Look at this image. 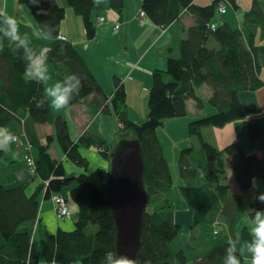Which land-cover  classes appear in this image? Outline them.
<instances>
[{
  "label": "trees",
  "instance_id": "trees-1",
  "mask_svg": "<svg viewBox=\"0 0 264 264\" xmlns=\"http://www.w3.org/2000/svg\"><path fill=\"white\" fill-rule=\"evenodd\" d=\"M220 1L213 0L206 6H200L195 4V0H142L141 9L152 24L162 27L174 22L180 24L181 15L187 12L194 20V27L186 30V38L180 41V57L169 58L165 72L152 73L148 113L145 121L136 125L128 120L126 92L120 80L114 79V93L108 101L75 48L70 43L57 40L65 9L56 0H43L39 6L48 14L37 16L36 8L28 5L27 0H17L18 4L28 8L37 25L47 23L54 27L55 31L51 32L54 38L49 39L53 44L44 51V55H47L48 63L55 65L58 81L71 74L80 78L79 94L73 96L65 109L82 104L92 96L90 110L107 115L109 102L118 123L132 132V139L140 143L147 205H151L152 210L149 212L146 207L144 212L141 245L135 264H186L185 250L174 252L171 243L183 230H192L202 224L214 226L219 233L213 234V228L209 229L213 240L208 245L196 237L190 238L188 252L192 254V264H222L227 241L236 238L238 223L251 215L246 212L247 208L264 209V204L257 199L249 203L247 197L254 180L264 187V122L256 118L247 119V149L238 143H230L218 151L201 138L204 128H219L246 119L239 93L254 92L264 87V80L259 77L258 48L254 44L255 29L259 28L260 35L264 36V0H252L251 9L244 14L240 28L215 22ZM228 1L236 8L234 0ZM66 3L82 18L86 38L93 39L95 28L90 21V13L97 5L93 0H66ZM109 5L111 9L119 10L123 7V0H109ZM212 23L214 31L208 28ZM41 30L45 36L49 35V27ZM210 38L218 44L219 51L208 47ZM24 66L22 53L9 47L8 41L4 40L0 48V127L8 121L23 122L30 141V148L25 150L24 156L32 157V148L36 152L35 172L44 181V199L60 194L64 195L67 203L71 199L78 207L75 229L45 236L40 255L45 262L53 264H99L105 252H115L116 229L105 201V187L92 184L84 174L67 176L62 163L48 154L53 138L48 136L46 144H40L33 127L36 124L54 126L62 152L84 171L87 161L78 153V147L89 148L94 140H88L84 133L73 143L61 117H54L47 105L44 109L37 108L43 85L27 80L23 75ZM202 85L210 88L209 102L216 113L189 123L188 134L200 139V151L195 153L193 148H185L178 157L179 177L184 182L179 191L192 215L183 229L170 221L171 214L167 212L171 208L172 177L156 130L166 120L185 117L188 99L194 100L200 109L202 101L195 91ZM94 144L100 150L102 144L97 141ZM111 147L107 151L100 150L104 159H110L107 156L112 152ZM200 173L222 178L217 184L195 183ZM37 194L27 195L20 186H0V236L4 241L0 248V264H39L40 257L31 236L18 231L20 224L36 218ZM238 233L244 244L251 242L247 227H241ZM241 264H244V254Z\"/></svg>",
  "mask_w": 264,
  "mask_h": 264
},
{
  "label": "crops",
  "instance_id": "crops-1",
  "mask_svg": "<svg viewBox=\"0 0 264 264\" xmlns=\"http://www.w3.org/2000/svg\"><path fill=\"white\" fill-rule=\"evenodd\" d=\"M63 1L64 0H56L58 5L65 9L64 23L63 21L60 23V35L68 39L69 43L84 60L88 71L92 74L96 83L108 98V101L111 100L114 93V79L120 80L126 92L125 103L128 120L133 124L139 125L137 118L131 116L128 109H131L130 107L136 104H141L143 107H146L143 112L145 115L144 117L147 116V102L149 91L152 86V73L155 71L165 72L167 60L169 58L177 59L180 57V41L186 38L185 31L194 27L192 16L185 12L180 17V24L174 22L166 27L156 26L152 24L146 15L144 18L140 17L142 0H123V7L119 10L111 9L109 0H101L97 7L90 13V21L95 28V35L93 39L88 40L81 17L77 16L73 10L68 7L66 0L65 3ZM212 1L213 0H210L208 4ZM195 4L200 6L208 5L202 4L201 0H195ZM0 12H5L13 16L17 22L19 17H21L22 23L18 22V26L20 27L19 31L21 35L27 34L29 36L31 47L40 53L38 60L42 59L44 57V51L53 44V41L38 38L37 24L31 14H28L27 9H24L23 5H19L17 0H1ZM100 17H103L105 21L98 22V18ZM223 18L225 20H223L224 23L228 24L231 28L242 27L241 23L235 19L234 14L228 13L227 7L226 13L222 15V19ZM66 21H68L67 25ZM115 23H119L120 25L117 33L113 31ZM182 28L184 30H182ZM255 30L256 37L254 44L258 48L257 60L260 66L259 77L261 80H264V36L260 35L259 28ZM210 40L212 41L211 43ZM207 43L210 49L219 51L220 48L214 40L210 38ZM52 66L53 67L47 65L48 71L52 76L50 83H53L54 79L58 81L56 67L55 65ZM44 87L45 85H43V88ZM195 92L196 96L202 101V107L198 109L196 102L192 99H188L186 101V116L189 115L191 119H200L216 113L215 108L209 102L211 97L210 88L206 85H202L196 88ZM92 99V96H89L82 104L74 105L60 111L51 109V112L54 117H61L66 123L69 138L73 143H76L85 133L87 134L86 137L89 138L88 140L96 141V139H99L100 143L102 142L100 150L107 151L111 146H114V133L117 131L118 124L116 116L109 102L107 104L110 110L109 114L103 115L100 111L92 112L90 110V107H92ZM239 101L246 119L229 123L225 126V132H214L212 129L215 128L212 127L204 128L201 130L202 140L209 143V145L211 144L217 150H222L230 143H238L244 149L248 148V139L244 126H247V119L250 118H256L258 121L262 120L264 122V87L254 92L239 93ZM105 116L112 118V122H110L109 126V128L112 129L111 131L103 128L100 122V120L103 121L102 117ZM91 117H96V120L95 123L91 122V124H89L88 121ZM96 121L99 123H96ZM177 122L176 119L166 120L163 126L172 123L177 124ZM22 123L23 122L15 123L13 121H8L0 127V151L3 152L4 155L0 157V186L3 188L20 186L27 195L38 192L39 203L36 218L20 224L18 231L26 232L31 236L34 248L40 257L39 264H53L45 262L40 255L42 241L45 236L55 235L58 231L66 232L72 230L73 222L70 221L71 218H57L55 204L51 197L44 199V188L42 186L44 181L37 174L34 176L30 175L26 165L27 163L23 158L25 146L29 145L30 141L28 140L25 127ZM33 128L40 144L45 145L48 136L53 138L52 143L49 144L48 147V154L53 160L62 163L65 173L68 174V176L80 175V173L83 172L91 182L96 185L101 183L100 186H104V181L102 182L101 180L106 177L107 168L105 166L104 170H102V166L96 169L97 173L101 175L98 177L93 169H91L93 171L89 169V165H91L92 161L91 156L88 157L85 153H81L84 159L86 161L88 160L90 164L87 163L85 171L79 169V167L70 163L66 155L62 152L56 140L54 126L36 124ZM10 136L16 138L17 141L9 142ZM206 136H208L209 139L206 138ZM104 141L105 143H103ZM92 146L96 147V144H92ZM191 146L195 153L200 151V149L194 148L193 144H191ZM97 150L100 152L98 148ZM31 155L33 159L36 158V152L33 148L31 150ZM173 155V161H176V164H169L167 162L170 174H172V187L170 190L171 208L167 212L171 214L170 216L172 218L169 217L170 221L180 225L184 229L189 224L192 215L179 191V187L184 184L179 177V172H177L178 174L175 172L176 166L178 167L179 156H175V152ZM102 162H100V165H102ZM169 165H173L172 172ZM177 176L180 180L179 183L173 181ZM212 179L213 177L211 178L200 173L196 177L195 183L213 182ZM41 186L42 190H40ZM260 193H264V187L258 181L255 183L254 180L252 182V188L248 191L247 195L250 201L249 203L253 202ZM248 210L247 208L246 212H249ZM243 226L250 230L248 218H242L236 227V237H239L238 248L244 245L238 233ZM213 227L214 226L202 224L192 230H183L184 232L180 234V237L173 241L176 244L173 251L185 250L187 253L186 264H192V254L188 252L190 238L196 237L199 239V242L201 240V243L208 245V243H211L213 240L209 234V229ZM3 245L4 241L0 236V248ZM244 260V264H251V257L246 252L244 253Z\"/></svg>",
  "mask_w": 264,
  "mask_h": 264
},
{
  "label": "clouds",
  "instance_id": "clouds-1",
  "mask_svg": "<svg viewBox=\"0 0 264 264\" xmlns=\"http://www.w3.org/2000/svg\"><path fill=\"white\" fill-rule=\"evenodd\" d=\"M42 2L43 0H27L28 5L36 8L37 16H46L48 14L47 10L39 6ZM100 2L101 0H93L96 5ZM42 27H49V35H44L41 30ZM52 31H55L54 27L47 23L37 25L39 39H53L54 37L51 36ZM4 40L8 41L9 47L22 53L25 61L24 77L29 81L45 85L41 98L37 100V108L44 109L47 105L50 109L60 111L69 105L73 96L79 94L81 81L76 74L68 75L63 80L50 83L52 76L47 67V55L38 60L40 53L31 47V41L27 34L21 35L17 20L5 12H0V48L3 47ZM13 140L14 137L10 136L9 142ZM256 199L259 203L264 204V193H260ZM248 211L251 213L248 224L252 240L239 248L237 247L239 237L228 240L222 264H241V256L245 252L251 256V264H264V209H249ZM99 264H135V262L129 257L107 251Z\"/></svg>",
  "mask_w": 264,
  "mask_h": 264
},
{
  "label": "water",
  "instance_id": "water-1",
  "mask_svg": "<svg viewBox=\"0 0 264 264\" xmlns=\"http://www.w3.org/2000/svg\"><path fill=\"white\" fill-rule=\"evenodd\" d=\"M104 195L115 224V252L136 262L147 195L145 170L136 139L120 140L109 155Z\"/></svg>",
  "mask_w": 264,
  "mask_h": 264
},
{
  "label": "rangeland",
  "instance_id": "rangeland-1",
  "mask_svg": "<svg viewBox=\"0 0 264 264\" xmlns=\"http://www.w3.org/2000/svg\"><path fill=\"white\" fill-rule=\"evenodd\" d=\"M202 1V4H208V2L210 0H201ZM65 3V0L63 1ZM224 3H225V6L228 8V13L229 14H234L235 16V19L238 20L241 24H243V21H244V14L246 12H248L250 9H251V6H252V0H234V3H235V6L236 8L233 7L232 5V2L228 1V0H224ZM20 5V4H19ZM24 6V9H27L28 11V8ZM204 6V5H203ZM67 7V6H66ZM30 12L28 11V14ZM82 19V18H81ZM64 20H65V17L64 19L62 20L63 23H64ZM224 18L222 19V16H219L218 12L216 13V16H215V22H217L218 24H221V23H224ZM19 23H22V19L21 17H19V20H18ZM68 21H66V25H67ZM20 28V27H19ZM209 28V27H208ZM250 30H253V28H249ZM68 40V39H67ZM245 40V39H244ZM209 41V40H208ZM212 41L210 40V43ZM211 45V44H210ZM209 45V46H210ZM38 59V58H37ZM47 65H51L50 63L47 62ZM54 69V68H53ZM58 80V79H57ZM56 80L54 79L53 80V83H55ZM72 107V106H71ZM131 109H128V112L131 114V116H134L137 118V121H138V124H142L146 117H144V109H146V107H143L141 104H136L132 107H130ZM133 110V111H132ZM140 118V119H139ZM144 118V119H143ZM103 121L100 120L103 128L105 129H108V131H111L112 129L109 128L110 126V122H112V118L110 117H102ZM95 120H96V117H91L88 121L89 124H91V122H94L95 123ZM141 120V121H140ZM178 122L177 124H168L166 126H161L159 127L157 130H156V135L160 141V144L162 146V150L164 151V157L165 159L167 160V162L169 164H176V161H173L174 160V155L173 153L175 152V156H179L180 152L185 149V148H191V144L194 145V148H197V149H200V143H199V139L198 137L196 136H189L188 134V125L190 122H192L193 120H196V119H191L190 116H185V117H181V118H177L176 119ZM116 121H117V117H116ZM140 121V123H139ZM171 121H174V120H171ZM92 123V124H94ZM96 123H99L98 121H96ZM118 123V121H117ZM176 123V122H175ZM100 124V125H101ZM115 124V122H114ZM228 125V124H226ZM225 125V126H226ZM225 126L223 127H219V128H216V127H212V128H215V129H212V131H221V132H225L226 128ZM210 128V127H209ZM247 126H244V130H245V133H246V136H247ZM206 129V128H205ZM207 135V133H206ZM133 133L126 130L120 123L117 124V131L114 133V143L113 145H115L118 141L120 140H123V139H132L134 138L133 137ZM191 137V138H190ZM206 138L209 139L208 136H206ZM225 138V137H224ZM247 139H248V136H247ZM96 141L100 142L99 139H96ZM204 141V140H203ZM95 142V141H94ZM94 142H92V144H94ZM205 142V141H204ZM102 143V142H101ZM105 143V141L103 142ZM209 144V143H208ZM211 145V144H210ZM212 146V145H211ZM114 147V146H113ZM213 147V146H212ZM112 148V147H111ZM214 148V147H213ZM215 149V148H214ZM113 150V148L111 149ZM110 150V151H111ZM217 150V149H216ZM221 150V149H220ZM218 150V151H220ZM109 151V153H110ZM78 153L81 155V153H85L86 156H91V165H89V169H93L95 171V173L97 174L98 177H100L101 175L99 173H97L96 169H99L98 167L102 166L104 170V166L108 169L109 168V159H104L102 158L101 154L99 153V151L97 150V148L95 146H92L90 148H86L85 146L83 145H79V148H78ZM108 153V154H109ZM82 158H84V156L81 155ZM109 158V156H107ZM176 158V157H175ZM68 161L70 163H73L72 161H70L68 159ZM103 161V162H102ZM100 162H102L100 165ZM87 163H89V161L87 160ZM170 166V169H171V172L173 171V165H169ZM226 166V165H225ZM77 167V166H76ZM80 169V168H79ZM91 170V171H93ZM178 167L176 166V170L175 172L177 173L178 172ZM66 174V173H65ZM80 174H84L86 177L87 175L85 173H80ZM178 174V173H177ZM68 176V174H66ZM206 176H208L207 174H205ZM171 177H172V174H171ZM220 179L221 177L219 176H215L213 177L212 181H213V184H217L220 182ZM89 180V179H88ZM90 181V180H89ZM102 182L104 181L105 182V179L101 180ZM175 183H179L180 180L177 176V178L175 180H173ZM91 182V181H90ZM210 182V181H209ZM92 184H94L93 182H91ZM206 183V182H205ZM255 183H256V180H255ZM96 185V184H94ZM101 183H99L97 186H100ZM64 196V195H63ZM67 196V195H66ZM68 206H69V210H70V213L72 214V217L70 219L71 222H73V228L72 230L70 231H66V232H72L74 229H75V222H76V219H77V210H78V207L77 205L71 200V199H68ZM147 210L150 212L152 210V207L151 205H147ZM63 221V220H61ZM180 237V236H179ZM175 242H172L171 243V247L172 249H174L175 247ZM245 261V260H244ZM251 263V262H250ZM180 264V263H179Z\"/></svg>",
  "mask_w": 264,
  "mask_h": 264
},
{
  "label": "built area",
  "instance_id": "built-area-1",
  "mask_svg": "<svg viewBox=\"0 0 264 264\" xmlns=\"http://www.w3.org/2000/svg\"><path fill=\"white\" fill-rule=\"evenodd\" d=\"M217 12L220 16H222L226 13V6L224 3V0H221L219 2L218 6H217ZM139 15L141 18H144L145 17L144 11H141ZM104 21H105V19L103 17L98 18V22H104ZM208 27L211 31L215 30V25L213 23L210 24ZM119 28H120L119 23H115L114 27H113L114 33H117ZM57 40H59L60 42H63V43H68L67 38L64 36L59 35L57 37ZM13 141H17V139L14 138ZM29 148H30L29 145L25 146L26 151H28ZM24 158H25V161L27 163L29 173L31 175H36L34 159L30 155H25ZM51 199H52L53 203L55 204V213H56V216L58 219H69V218H71L72 214L70 213L68 203L62 195H60V194L52 195ZM218 233H219V231L217 229L213 228V234H218Z\"/></svg>",
  "mask_w": 264,
  "mask_h": 264
}]
</instances>
